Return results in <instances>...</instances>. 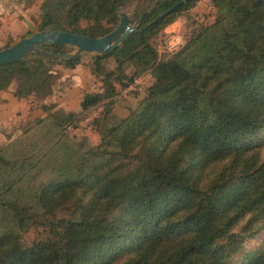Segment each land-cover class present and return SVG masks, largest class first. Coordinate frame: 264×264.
<instances>
[{
    "label": "trees",
    "instance_id": "16d2710c",
    "mask_svg": "<svg viewBox=\"0 0 264 264\" xmlns=\"http://www.w3.org/2000/svg\"><path fill=\"white\" fill-rule=\"evenodd\" d=\"M127 1L42 0L35 25L98 36ZM134 1L136 30L93 55L94 70L115 66L80 98L82 110L104 104L98 142L82 149L67 132L79 116L41 102L45 115L0 144V264H264V244L242 253L264 232V0H212L213 20L160 59L152 39L194 0L159 17L177 0ZM78 61L28 52L0 64V88L13 78L15 96L43 98L52 66ZM143 71L145 95L104 123L113 82Z\"/></svg>",
    "mask_w": 264,
    "mask_h": 264
},
{
    "label": "rangeland",
    "instance_id": "374dc122",
    "mask_svg": "<svg viewBox=\"0 0 264 264\" xmlns=\"http://www.w3.org/2000/svg\"><path fill=\"white\" fill-rule=\"evenodd\" d=\"M41 2L42 0H0V47H3L5 44H11L19 37L29 33L28 31L32 32L37 29L35 24L38 20ZM134 6L135 1L128 0L121 7V11L126 12L129 16V22L135 26L138 24V17L134 15ZM214 15L215 8L212 0H194L187 8L175 13L173 20L165 24L158 35L152 39V44L154 46L155 42L159 40L163 45L166 41V36L173 34V37L181 39V46L193 27L210 23ZM80 24L85 25L86 22L82 20ZM66 47V52L72 51L75 48L71 45H67ZM162 47L164 48V46ZM155 51L157 59L162 58V54L170 52L156 49ZM94 54L93 52H81L78 55L79 61L73 67L54 64L52 68L55 70L56 76L51 84V92L43 98L33 96L32 94L22 96L28 99L27 104L29 108L27 109V113L24 112L27 114L25 117L17 119L14 114L10 117V115H3V112H0V144H4L17 136L19 133L18 125L21 122L45 115V112L40 107L41 102L53 104V108L75 112L79 118L74 127H67L68 134L82 143V149L96 144L99 136L92 119L94 117L101 118L104 104L101 101L86 110H82L80 98L85 92L101 91L102 74L114 69L115 62L112 56H108L94 70V64H92ZM132 70L133 67L130 65L124 67V72L127 75ZM151 81L152 77L150 73L143 71L126 81L124 85L113 82L115 93L111 98L108 112L103 122L111 124L127 115L137 104L138 100L145 95ZM17 85L18 81L12 78L0 90H7L11 87L12 90L10 91L13 93ZM35 111L38 114H34L36 113ZM40 235V231L35 229L29 230L23 234V242L29 243L31 239L37 238ZM262 244H264V232L246 241L243 244L242 253L259 248Z\"/></svg>",
    "mask_w": 264,
    "mask_h": 264
},
{
    "label": "water",
    "instance_id": "95a60500",
    "mask_svg": "<svg viewBox=\"0 0 264 264\" xmlns=\"http://www.w3.org/2000/svg\"><path fill=\"white\" fill-rule=\"evenodd\" d=\"M183 1L177 0L159 13L158 17ZM135 30L136 27L129 22V16L121 10L118 13L116 25L111 30L94 37L58 28H37L19 37L11 44L0 47V64L9 63L28 52L40 53L45 57L55 59L71 58L78 56L81 52L110 53L129 33ZM44 44H67L75 48L67 52L50 51L44 48Z\"/></svg>",
    "mask_w": 264,
    "mask_h": 264
},
{
    "label": "crops",
    "instance_id": "0c3cea01",
    "mask_svg": "<svg viewBox=\"0 0 264 264\" xmlns=\"http://www.w3.org/2000/svg\"><path fill=\"white\" fill-rule=\"evenodd\" d=\"M10 90H12L11 87L7 90H0V112H3V115H10V117L14 114L17 119L25 117L27 115V109L29 108L27 104L28 99L25 97H17ZM17 112H20V114ZM34 114L38 113L36 112Z\"/></svg>",
    "mask_w": 264,
    "mask_h": 264
},
{
    "label": "built area",
    "instance_id": "2783aa9c",
    "mask_svg": "<svg viewBox=\"0 0 264 264\" xmlns=\"http://www.w3.org/2000/svg\"><path fill=\"white\" fill-rule=\"evenodd\" d=\"M161 40V39H160ZM164 41V40H162ZM181 44V39H177L176 37H173V34H169L166 36V41L164 42V44L162 45V43L157 40L155 42L154 48L156 50H163V51H173L175 49H177ZM164 46V48L162 47Z\"/></svg>",
    "mask_w": 264,
    "mask_h": 264
}]
</instances>
